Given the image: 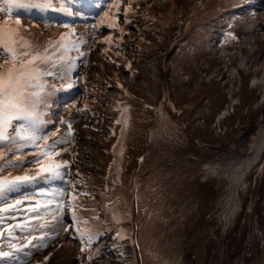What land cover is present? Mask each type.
<instances>
[{
  "label": "rangeland",
  "instance_id": "374dc122",
  "mask_svg": "<svg viewBox=\"0 0 264 264\" xmlns=\"http://www.w3.org/2000/svg\"><path fill=\"white\" fill-rule=\"evenodd\" d=\"M211 1L220 3L224 0ZM236 2V0H232V6H235ZM108 4L111 7L113 5L112 0H109ZM175 4L174 10H172L174 16L177 17L182 14L184 16L185 9L181 10V8L184 6L186 8L185 2L183 0H177ZM0 6L3 5L0 4ZM58 6L59 4H57V7ZM125 6L124 0H120L119 11L113 6L110 8L113 14L111 16L113 17L111 21L113 23L115 19L116 27L118 25H125V20H131L136 6L135 0H133V10L129 12L127 16L123 11ZM201 8L202 7L199 6L191 11L194 19L191 21L190 27L186 29V38L191 36H193V38H188L182 50L174 54L173 57L169 56V58L165 60V70L158 64V67H154L155 72L158 70L157 75L160 78L166 72L167 74L164 78L168 82V85L172 86L174 89H171L170 95L177 94V98H182L179 101V106L175 105L177 110L175 123L180 127L186 128L189 134L188 137L184 136L185 138L192 142L193 139L201 142L202 147H210V142L218 139V136L213 133L214 130L217 129L219 134L223 133L227 135L222 146L228 143L231 135L232 137L239 135L238 138L240 139V143L242 145L245 144L249 150H252V153L257 149V143L254 144V142H257V131L264 126V83L262 81L260 82V78L264 73V56L261 54V51L256 50L255 47L254 49L248 48L245 51L239 52L244 49V43L250 45L251 40L249 41L248 36L245 35L242 37L239 35L237 37L238 31L242 30H232L231 32L230 29L227 33H224V35H219L220 42L224 43L216 44V46H220V48L212 53L211 50L214 49L211 48V31L213 30V26H210V23L212 24L213 20L205 19L203 14L205 11H201ZM166 10L165 8L163 16H159L155 11L150 15L152 19V16L156 14L154 22L150 19L153 26L155 25V30L153 31L154 33L150 34L151 36L144 39L142 42L143 45L141 44L142 48H146L149 40H155V38L157 36L159 37L161 32L166 29L165 24L171 17ZM224 10H227V8ZM116 11L120 12L122 15L116 14ZM217 11L218 9L214 11L216 16L219 15ZM20 13H22V11H20ZM224 13L226 15V11ZM145 15L146 13L143 14V18ZM0 16L9 18L7 13H0ZM10 19L13 22L16 19H20L21 23H34L37 21L36 18H29L25 15H11ZM219 19L220 21L217 24L216 30L219 28L222 30L226 29L227 27L223 26L225 23L222 21V18ZM196 20L197 23H199L197 25L194 24ZM159 21H161V23H159ZM157 22L160 25H157ZM179 22L181 23L182 21H175L174 26L179 25ZM259 22V28L263 30L264 20L261 19ZM92 24L93 23L89 22L84 23V25L88 26V29ZM65 25L68 27H65ZM71 25V23L62 22L60 29L45 28L47 34L35 31L32 33L31 30L26 29V33L29 36L25 35V37L30 38L31 43L43 46H47L49 42L54 43V41L50 39L51 37L59 40L61 34H68L67 39L76 44L79 43L80 39H85L87 37L86 33L88 31L85 33L82 31L80 33L71 34V29H69ZM148 26L152 27L150 24ZM24 27L26 28L28 26ZM29 27L33 30H39L38 25H30ZM73 27L78 30L82 29V26L74 25ZM149 27L148 30L150 31L151 28ZM51 31L54 33H51ZM76 34L81 35H77L75 39H72V35ZM43 35L44 37H42ZM121 37L123 36L119 38L122 39ZM149 37L150 39H148ZM199 38L205 42L204 46L198 41ZM90 42V40H87L86 43L79 47L80 51H83L85 56L88 57L91 56L88 48L89 46H93ZM238 44H241L242 47L236 46ZM117 45V48H112L110 44L104 45V51L108 54L106 56L109 57V59L113 58L114 61L121 63V61L125 59L123 52L129 49L126 44L119 45L117 43ZM231 51L232 55L230 53ZM118 52L119 55L117 54ZM221 54H224L226 58H232V62H230L226 68H224L222 60L219 59ZM67 55L75 58L77 63L79 62L77 59L80 58V52L75 48H70ZM90 61L91 63L89 66L92 67L90 70L97 78L95 80L83 77L78 79L79 88L72 91L74 92L73 98H76L75 102L77 104L71 100L68 101V104L62 102L60 105L67 106L60 112L49 111L45 105L40 109L44 121L57 118L53 128L44 131L41 127L37 133L41 137L45 135L50 137L48 141L49 144L56 139L66 138L67 124H72L74 138L71 143H63L56 146V150L68 148L69 151L61 152L60 156H52L50 150L45 149L43 141L38 142L40 144L39 148L29 144V146L22 149V151L27 154L26 159L28 161H32L35 157H39L44 164H51L53 166L63 160L69 161L68 167L63 169V171L70 172L71 175L74 174L75 176L72 175L73 178H78L80 183L75 185V190L77 192L89 193V195H80L78 199V203L83 207L81 210L77 211L76 215L82 219L87 218L89 220L87 225L81 223L79 227H88L93 231L97 229L99 231L98 227L101 226L103 230H106L104 231L105 235L109 234V237L106 238L105 235H103L94 243L91 249H88L82 254L80 252L82 245L78 238L79 233L75 230L76 225L73 222L72 213L70 212L69 214V212H67L64 215H70L68 219L70 223L63 218L64 223L71 225L72 230L69 232L61 231L58 237L49 242L48 247H45L42 251H33L31 257H22L23 264H33L34 262V264H58L59 261V264H158V261H160L159 264H161V262H163L162 264H164V262L165 264H252V262L255 264H264V205L262 211L257 210L258 200H264V196H262L264 194V168L262 167L260 170L262 172L254 190L250 188L255 186L252 177L255 178L256 172L249 175L250 178H252L248 185L249 193L243 196L242 200H245L246 203L242 205L243 209L240 210L237 215L232 216L236 201L231 199L229 202L224 201L222 203L225 194L221 192L220 185H216V187H206L205 189L199 190L198 193L194 195L195 197H191L184 192L183 195L173 198L175 200L172 201L176 202L171 206V209L167 210L165 214H161L164 220L163 224L159 222L160 224L157 225V221H154L151 225L148 221H152L153 218L156 217L157 211L154 210V206H145V202L147 203L148 197H150L149 193L151 194L152 187H155L159 181L154 175L156 168H153L154 163L158 162L157 164H159V161L155 160L156 158L150 154L149 149L144 148L141 144H151L158 136V131L152 134L153 122L149 124L148 121L149 117L150 120L155 118L154 114L152 111L149 113L145 108L140 109L135 107L137 104L136 99L139 98L142 102H146L145 100H147L146 97L142 96L143 91L137 87L131 88L130 92L133 93L128 91L130 98H132L134 102L130 99L125 105L121 104L122 102L120 101L118 102V104L120 103L119 105L117 104L112 107L109 104L108 106L107 101L99 92H106L103 83L106 82L108 66L110 64L106 63L107 59L102 55L92 56ZM81 68L83 69L84 66ZM231 69L235 71V78L232 82V98H230L229 93H227ZM160 70H163L162 73ZM216 71L222 74L221 78L218 79ZM104 72L106 74H104ZM110 82L112 85H115L117 81L110 80ZM223 82L225 83L224 87L222 85ZM57 88L60 90L51 92L47 97L46 103L49 102L50 105L56 104L61 96L69 91L61 88L59 81H57ZM95 98L97 99L94 101ZM81 100L83 101L81 102ZM229 100L230 103H226L225 106L220 109L221 103L228 102ZM147 101L149 102L150 100ZM133 104H135V106H133ZM208 105H211L215 110L214 112L213 108H209L211 117L208 121L203 123L200 121L196 125L188 124L187 121L189 118L201 115ZM125 108L128 109L127 112L123 111ZM110 109L114 112V115H112V112L109 113ZM173 110L175 111V109ZM116 113L119 114V116H116ZM134 116H137L141 124H143V122L146 123V126L149 124V128L144 132L148 131L150 136L146 137L143 133H140L134 137L133 131H139V129H137V131L133 129L136 123L133 119ZM61 121H64V123H61ZM117 121H120V123H117ZM242 123L246 124L245 127L250 128L251 132L249 131L248 134H240L239 132L241 131L239 126L243 125ZM119 124L121 125L119 126ZM162 125L166 124L162 123ZM164 128L159 127L157 130L163 131ZM57 129H59L58 135L55 137L52 136V133L56 132ZM162 131L160 132L162 133ZM161 136L159 147L162 152L166 150L167 157L174 160V163H180L179 166H181V168L188 169L194 166L196 163H194V157L184 156L185 158H175L174 154L175 151L179 150L184 152V148L188 143H191L190 141L181 136L179 137L178 134H171L170 132H166L165 135ZM117 145L120 146L118 149L119 151L113 152ZM134 146L136 148L138 146L137 158H133L132 155L136 149ZM45 152H47V155L44 154ZM16 154L19 155L20 153L18 152ZM112 156H114L113 161H111L110 158ZM141 157H143V160H141ZM27 166L31 168L39 167V165L31 163ZM159 166H161L160 169L166 168L164 171V173H166L168 164L162 163ZM111 169H120L121 175L119 174V176L121 177L111 181L113 184L116 183L115 185L107 181V179L112 176V173L109 171ZM9 171L13 170L9 169ZM14 171L19 173L23 170L16 169ZM77 173H79V175H77ZM259 179L262 185H260V190ZM165 181L168 182V179L164 180V182ZM58 185L59 182H55L51 185L40 184L38 186H33L22 194L9 196L8 200L12 203H14L15 199L23 200L24 196H31L33 198L31 200H23V203L17 206V208L0 213V227H3L5 224H36L49 220L50 217L45 216L43 212L39 221L31 219V209L35 208L37 203L40 205L45 204L47 198L52 195L51 189L56 188ZM62 186L66 188L65 185ZM40 188H45L49 191H47L45 196L37 195ZM68 188L70 187L68 186ZM147 195L149 196L144 197ZM67 198L68 197L65 196V199ZM248 198H255L251 208L246 207ZM165 205L166 204H161V207L164 208ZM163 212H165V210H163ZM13 216H15L16 219H12L11 217ZM151 216L153 218H151ZM252 220L254 222H252ZM147 229L152 231L149 233ZM118 231L121 233V236L126 238H116V232ZM255 232L259 233L262 237L260 241L263 245L260 250L257 247ZM17 235H20L19 230H17ZM5 236H7V233H5ZM175 239L179 240L178 244V241ZM219 239V244L214 245L213 241ZM146 241L147 243H145ZM260 241H258L259 244ZM122 242L125 243L123 244ZM0 244L3 245V250H9L7 247V240H0ZM54 245H56V247H54ZM174 247L176 249H173ZM140 248H148V250L144 251L143 249L142 252ZM162 249L163 253H161ZM124 250H126V252ZM152 250L153 252H151ZM164 250L170 254H165ZM172 252H175V254ZM49 253H51V256L45 262L44 257L48 256ZM90 253L93 254V259L91 261L87 259L83 260ZM125 253H127L126 256ZM140 253H143L142 256ZM159 253L163 257H161L160 260L159 256L161 255H159ZM152 255H154V259ZM127 256H132L131 258L129 257L132 260ZM66 258L68 260H66ZM164 258L167 259L165 260ZM162 259H164V261ZM168 259H170V261ZM49 260L52 262H49Z\"/></svg>",
  "mask_w": 264,
  "mask_h": 264
},
{
  "label": "bare ground",
  "instance_id": "6f19581e",
  "mask_svg": "<svg viewBox=\"0 0 264 264\" xmlns=\"http://www.w3.org/2000/svg\"><path fill=\"white\" fill-rule=\"evenodd\" d=\"M176 1L177 0H156V1L155 0H135L136 6H135V10L132 14V18H131L130 22L125 23V25H118L117 27L112 28V27H109L108 25L112 23L111 20L113 19V17H111V16L105 17L104 16V13L108 12L109 9L114 5L115 1L112 0L113 5L111 7H110V5L108 7V5H106V4L101 5V7L98 9V12H97L98 14H100L105 8H107V7L108 8L103 13H101L98 18L95 19L96 22L93 23L92 25H90L89 29L87 26L85 28L78 30L77 28L73 27L74 25L72 23H71L72 25L69 28V29H71V33L73 30H74V33H80L82 31L85 33L88 31L86 33V35H87L86 42H87V40L88 41L90 40L91 41L90 43L93 44V46L92 47L89 46V48H88L90 55H91L90 57L84 55L83 57L79 58V63H80L79 66H84V68L80 72H77L78 69H76L74 72H72L70 74V80H66L65 84L68 82H74V80L72 78V74H80V77L90 79V80H95L97 78V76L92 74V72L90 70V68H92L91 66H89L91 63L90 60H91L92 56L102 55L103 57L104 56L106 57V59H107L106 63L110 64L108 66L106 82L103 83L104 88L106 90L109 89V92L102 95L103 98L107 101L108 106L110 104L112 107H114L120 101L122 102L121 104H123V105H125L127 101L129 102V100L132 98H130L128 91L130 92L131 88H133V87H137L138 89L143 91L142 96L146 97L147 100H150L149 102L147 100H145L146 102H142L138 98V99H136V102H137L136 106H135V104H133V106H135L136 108H140V109L145 108L149 111V113H150V111H152L155 118L152 120H150V117L148 118L149 124L151 122H153L152 134L156 133L157 131L159 132L157 134L158 136L155 138L154 142H151V144H141V146H143L144 148L149 149L150 154L156 158L155 160L159 161V164H157L158 162H155L153 165V168H156L154 175H155L156 179L158 178L159 181L155 187H152L151 194L148 192L150 197H148L149 195L144 196V197H148V201H147V203L145 202V206L146 205L147 206H150V205L154 206V210L157 211L156 217L153 218L151 216V218H153V220L148 221V223L150 222V224H151L152 222L154 223V221H157L158 222V223L156 222L157 225L160 223L163 224L164 220H163V216L161 214H165L167 210L171 209V206H173L174 202H176V201H172V200H175L173 198H176L180 195H183L184 192L186 194L190 195L191 197L192 196L195 197L194 195L197 194L199 190H201L203 188L205 189L206 187H216V185H220L221 192H223L225 194L223 196L222 203L224 201L229 202V200H231V199L236 201V205L234 206V209H233L234 213L232 214V216L237 215L238 212L243 209L242 205H244L246 203V201L242 200V198L245 194L248 195V193H249L248 185L250 184L249 183L250 180H252V178L254 179L253 182L255 183V186L250 188L251 190H254V188L256 187L258 178L262 172L260 170L262 167L264 168V126L262 128H259L257 131L258 132L256 134V141L257 142H254V144L257 143V149L252 153H251L252 150H249L245 144L242 145L240 143V139L238 138L239 135H236L233 137L231 135L229 140H228V143H226L225 146H222L224 139H225V137H227V135H224L223 133L219 134L217 129L214 130L213 133L218 136V139L211 141L210 147H202L201 142L195 141L194 139H193V142L190 141L189 139L184 137V136L188 137V134H189L187 132L186 128L180 127L177 123H175L176 114H177V110H176L175 105L179 106V101L182 98H177L178 97L177 94L176 95H170L171 89H173V88H172V86L168 85V82L164 78L167 73L165 72V74H163V76L160 78L157 75L158 70L155 72V69H154V67H158L157 65L160 64L161 67H163V70H165L166 69V65L164 64L165 60L167 58H169V56L173 57L174 54H176L177 52H179L180 50H182L184 48V46L186 45V35H187L186 29H188V27H190L189 25H191V21H193V19H194L193 13H191V11H193L194 9H196L199 6L202 7L201 11H203V10L205 11V12L203 11L205 19L213 20L212 24L210 23V26H213V30L211 31L212 32V42L220 41L219 40L220 37L217 40H215L213 37H217L221 34L227 33L229 29L231 32H232V30H234V31L235 30H242V31H238L237 37L239 35H241V37L244 35L248 36L249 41L251 40L250 41L251 44L248 45V43H244L245 44L244 49L240 50L239 52L245 51L248 48L254 49V47H255V49L261 51V54L264 56V29L262 30L261 28H259L260 27L259 20L260 21H261V19L264 20V0H236L237 2L235 4V6L233 5L234 7L232 6V0H224L220 3H216V2H213L211 0H205V1H203V0H183L186 4V8H185V6L183 8H181V10L185 9L184 10V16L182 14L181 16L175 17L172 10H174V6L176 5L175 4ZM55 4H58V0L55 1ZM55 4H54V7L56 8V10H49L46 12L28 11V13L30 15H39L40 16L41 13L46 14L48 12H51V15H52L51 19H52V22L54 23L56 20H53V18L55 19L56 17H59V15L57 13L59 11H61V8H57ZM165 8L167 9L166 11L168 12V14L171 15V17L167 20V23L165 24V27L167 30L166 29L163 30L160 35L157 34V35H159V37L155 36L156 37L155 40H153V41L149 40L147 47L145 48L143 46L144 48H142L141 44L144 41V39H146L148 36H151L150 34L154 33L153 31L155 30V28H154L155 25L153 26V23L150 22V19H151L150 15L155 11L159 16H163L164 12H165ZM226 8H227V10H224ZM216 9H218V11H217L219 13L218 16H216V14L214 13V11ZM225 11H226V15L224 13ZM115 13L118 15H122L118 11H116ZM145 13H146V15L143 18V14H145ZM26 14H27L26 12L19 13V15H26ZM64 14H66V13H64ZM152 17L153 18L151 19V21L154 22V20L156 18V14ZM46 18L47 17L45 15V18H43L44 20L42 18L40 20L44 23H49L46 20ZM219 18H222V21L225 23L223 26L227 27L226 29L222 30L219 28L218 30H216V28L218 26L217 24L220 21ZM101 20H103L102 23H101ZM177 20L182 21V22L181 23L179 22L180 23L179 25L174 26V23ZM159 23H161V21H159ZM159 23L157 25H160ZM94 24H98L99 27L94 29L93 28ZM149 24L152 27H149L148 26ZM194 24L197 25L199 23H197V20H196V21H194ZM33 25L36 26L37 24H33ZM38 26H39V33L44 32L43 34H47L45 32V28L60 29L59 25H52V24L43 25V26H41V24H40ZM148 27L151 28L150 31L148 30ZM121 28L124 30L123 32L119 31V29H121ZM156 28H158V27H156ZM161 28L164 29L163 27H161ZM156 30H158V29H156ZM51 33H54V32L51 31ZM77 35H81V34L72 35V39H75L77 37ZM120 36H123V37H121L122 39L119 38ZM107 37L112 38L110 43L105 41V38H107ZM153 38H154V36H153ZM50 39L53 40L54 43L56 41H58L57 39H54V37L53 38L51 37ZM148 39H150V37ZM117 43L119 45L126 44L127 48L129 49L128 51L123 52L125 59L123 61H121V63H119L117 61H115V63H113V61H114L113 58L109 59V57L106 56L108 54L105 53V51H104V48L107 44H110V46L112 48H117V46H118ZM78 44H79L78 45L79 47L82 45L80 43H78ZM216 44H218V43H212L211 44V48H214L211 50L212 53L217 51L218 48H220V46H216ZM236 46H241V44H238ZM153 58H154V62H153ZM219 59L222 60L224 68H226L230 64V62H232V58H226L224 54H221ZM129 64H130V67L128 66ZM162 71H161V73H162ZM216 73L218 74V79L221 78L222 74L218 73L217 71H216ZM104 74H106V73L104 72ZM234 75H235V71H233V69H231L230 79L228 81V87H227V89H228L227 93H229L230 98H232V82L235 78ZM154 76H156V77H154ZM110 80H116L117 82H115V85H112ZM261 81L264 83V73L260 78V82ZM107 83H109V84H107ZM118 84L122 85V87H119ZM222 85L224 87L225 83L223 82ZM72 90H74V88L70 89V91H72ZM137 90H135V91H137ZM130 93H133V92H130ZM134 93L137 94L136 92H134ZM66 94H68V92ZM135 94H133V95H135ZM139 94H140V92H139ZM64 96L65 95H63V97ZM141 100H143V99H141ZM68 101H69V99L64 100L62 102L64 104H68ZM82 101L83 100H81V102ZM133 102H134V100H133ZM74 103H76V102H74ZM226 103L229 104L230 100L228 102H222L220 109L222 107H224ZM66 106L67 105H55V104L50 105L49 102H47L45 104V107L47 108V110L54 111V112H60V111L64 110L66 108ZM209 108H213V107L211 105H208L205 107V110L203 111V113L201 115H197V116H193V117L189 118L187 121L188 124L196 125L200 121L202 123L208 121L209 118L211 117V112L209 111ZM173 109H175V111ZM132 111H133V109H132ZM213 111L215 112L214 108H213ZM111 112L112 111L110 109L109 113H111ZM112 115H114V112H112ZM115 115L119 116V114H117V113ZM56 119L57 118H53L52 120L45 121V123L43 125H41L42 129L45 131L47 129L53 128L54 125L56 124ZM133 119H134V122H136L135 125L133 126V129H136V131H137V129H139V131H137V132L133 131L134 137H136L140 133H143L144 136H146V137L150 136L148 131L144 132L145 130H147L149 128V126H148L149 124L147 126H146V123H144V122H143V124H141V121L137 119V116H134ZM162 123H164L166 125H162ZM242 124L243 125L239 126L240 131H241V132H239L240 134H248L249 131L251 132L250 128L245 127L246 124H244V123H242ZM263 124H264V122H263ZM120 125L121 124H119V126ZM164 126H165V128H164ZM183 126H186V125H183ZM159 127L164 128L163 131L160 130V131H162V133L159 130H157ZM166 132H170L171 134H178L179 137L181 136V137H183V138H185L191 142V143H188V145L184 148V150H183L184 152L179 150V151H175L174 154H175V158H185L184 156L194 157V163L196 162L194 164V166H192L188 169L181 168V166H179L180 163H174V160L167 157L166 150H165V152L161 151V149L159 147V141L162 137L161 135H165ZM131 137H132V135H131ZM232 142H233V144H232ZM237 145H238V147H237ZM131 146H132V144H131ZM119 148H120V146L117 145L116 149L113 150V152L119 151L118 150ZM127 148H128V146H127ZM183 153H184V155H183ZM132 155H133V158L138 157V146L135 149L134 153H132ZM113 157L114 156L110 157L111 161H113ZM162 163L168 164V166H167L168 170L166 171V173H164L166 168L160 169L161 166H159V165ZM259 164H260V167H259ZM89 165H92V164H89ZM178 167H180V168H178ZM257 168H258V171H257ZM109 171L112 173V176L107 179L108 183H112L111 182L112 180H114L115 178L119 179L121 177V176H119V174L121 175L120 169H116V170L111 169ZM254 172H256L255 178L254 177L250 178L249 175L253 174ZM66 174H67L66 180L72 181L74 183V186H75L77 184L75 182L78 181V178H73V176H75V175L72 174L73 175L72 176L70 172H66ZM167 179H168V182H166V181L164 182V180H167ZM99 180H101V179H99ZM115 184L116 183H114L113 185H115ZM260 185H261V183H260V179H259V190H260ZM65 186H66V189L69 192H71L72 188H68L67 184H65ZM59 187H63V186L59 185ZM75 188H76V186H75ZM259 194L261 195L260 191H259ZM16 195H18V194H12L11 196H16ZM262 196H264V194ZM224 197H226V198H224ZM142 198H143V195H142ZM78 199H79V196H78ZM254 199L255 198H248L246 207L251 208L253 205ZM258 201L259 202H258V209L257 210L262 211L263 205H264V203H263L264 200L263 201L258 200ZM161 204L162 205L166 204V205L163 208V207H161ZM231 206H232V202H231ZM163 210H165V212H163ZM118 212H120V211H118ZM69 214H70V212H69ZM69 214L63 216V218L68 221V223H70V220H68L69 216H70ZM116 215H117V213H116ZM118 216H119V214H118ZM252 222H254V221L252 220ZM148 223H146V224H148ZM98 228H99V231H106V230H103V228H101V226H99ZM151 228H152V226H151ZM97 231H98V229L96 230V232ZM151 231H149V233ZM229 232H232V231H229ZM228 234H230V233H228ZM108 235L109 234H106L105 237L108 238L109 237ZM260 238L262 240V237L259 235V233L255 232V239L257 241V247L259 250L261 249V247L263 245L260 241ZM149 240H150V238H149ZM176 241H178L177 242V244H178L179 240H176ZM258 241H260V244ZM219 242H220V239L213 241L214 245H218ZM145 243H147V241ZM54 247H56V245H54ZM143 249H144V251L148 250V248H146V249L143 248ZM143 249H141L140 251L143 252ZM173 249H176V248L174 247ZM115 251H117V250H115ZM124 251L126 252V250H124ZM151 252H153V250ZM159 252H161V251H159ZM164 252H165V250H164ZM263 252H264V248H263ZM155 253H156V251H155ZM161 253H163V249H162ZM166 253L167 252H165V254ZM172 253L175 254V252H172ZM142 254L140 253L141 256H142ZM167 254H170V253H167ZM126 255H127V253H125V256ZM159 255H161V254L159 253ZM52 256H54V255H52ZM153 256L154 255H152V257ZM167 256H169V255H167ZM147 257H149V256H147ZM159 257H160L159 258V260H160L162 255ZM72 259H74V258H72ZM148 259H150V258H148ZM153 259H154V257H153ZM164 259L166 260L167 258H164ZM164 259H162V260L164 261ZM66 260H68V259L66 258ZM83 260H85V258ZM130 260H132V259H130ZM168 260L170 261V259H168ZM31 261H35V260H31ZM49 262H52V261L49 260ZM59 262H58V264H59ZM158 262L160 263V261H158ZM40 263H41V261H40ZM63 263H64V261H63ZM162 263L163 262H161V264ZM164 264H165V262H164ZM252 264H255V263L252 262Z\"/></svg>",
  "mask_w": 264,
  "mask_h": 264
},
{
  "label": "snow or ice",
  "instance_id": "6c2138e0",
  "mask_svg": "<svg viewBox=\"0 0 264 264\" xmlns=\"http://www.w3.org/2000/svg\"><path fill=\"white\" fill-rule=\"evenodd\" d=\"M125 15L133 10V0H124ZM0 13H7L9 18L0 16V213L8 212L23 203V200H31L33 197L24 196L23 200L15 199L14 203L9 202L8 198L12 194H22L33 186L40 184H67L72 191L59 187L51 189L52 195L47 198L43 205L37 203L31 209V219L40 220L43 212L49 216V220L36 224L21 223L5 224L0 227V240H7L9 250H3L0 244V264H23L22 257H31L33 251H42L48 247L49 242L60 235V232H69L71 225L65 224L63 215L71 212L75 230L79 233L81 243L80 252L83 254L91 249L94 243L103 235L104 231H93L85 227L80 228L83 223L87 225L89 220L76 215L82 209L78 203V196L89 195L87 192H77L74 183L66 180V172L69 161L63 160L56 165L44 164L39 157L32 161L26 159V153L22 149L29 144L39 148V141H43L45 149L50 150L52 156H60L61 152H68V148L56 150V146L63 143H71L74 138V129L71 123L67 124L66 138L56 139L51 144L48 143L50 137H41L39 132L41 125L45 123L40 111L46 104L47 97L51 92L60 90L57 88V81L61 88L70 90L75 87L73 82L65 84L70 80V74L76 70L75 58L67 55L70 48H75L80 52V57L85 53L80 51L79 46L68 40V34H61L60 39L55 43L49 42L47 46L33 44L26 37V28L20 19L14 22L10 19L11 15L18 16L20 11L46 12L56 10L55 0H0ZM91 6L88 0H83L82 8ZM120 10V0H115L113 5ZM19 10V11H18ZM67 15H72L67 9H61ZM81 8L76 9L79 14ZM111 9L104 13L105 17L112 16ZM103 20H101V23ZM130 21L125 20V23ZM115 28V19L108 25ZM65 27H68L65 25ZM94 24L93 28H98ZM119 31L123 32L121 28ZM71 34H74V30ZM112 38H105L106 42H111ZM80 44L86 43L80 39ZM59 53V54H58ZM119 55V53H117ZM115 63V61H113ZM130 67V64L128 65ZM122 87V85H119ZM128 109L125 108L124 112ZM64 123V121H61ZM120 123V121H117ZM59 129L52 133L57 136ZM20 153L17 155L16 153ZM47 155V152L44 153ZM143 160V157H141ZM39 165L38 168L28 167V164ZM12 169L13 171H9ZM16 169H23L22 172H15ZM7 173V174H5ZM79 175V173H77ZM75 183H80L76 181ZM48 189L40 188L37 195L45 196ZM65 196L68 198L65 199ZM18 210V209H17ZM16 219L15 216L11 217ZM98 219V217H97ZM118 222V221H117ZM19 230L20 235H17ZM7 233V236H5ZM38 233V234H37ZM116 238L125 239L121 233L116 232ZM17 241V242H13ZM51 253L44 257L46 262ZM85 259L91 261L93 254H89Z\"/></svg>",
  "mask_w": 264,
  "mask_h": 264
}]
</instances>
